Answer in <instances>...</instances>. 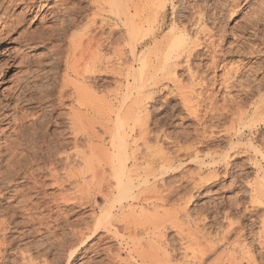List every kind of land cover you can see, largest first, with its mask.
Segmentation results:
<instances>
[{
	"label": "bare ground",
	"instance_id": "6f19581e",
	"mask_svg": "<svg viewBox=\"0 0 264 264\" xmlns=\"http://www.w3.org/2000/svg\"><path fill=\"white\" fill-rule=\"evenodd\" d=\"M130 1L132 0H94L98 7V15L87 20V29L85 28L84 32L75 31L71 35L69 32L79 26L81 19L82 8L79 4L76 5L77 1L75 5L73 4L75 9L71 6L75 11L74 14H77L76 17L68 18V22L64 21L63 23H67L63 27H60L63 24L60 26L56 24L60 28L56 27L57 30H54L53 23L52 25L49 23L52 18L56 19L59 13L54 6L55 0H0V59H4L0 62V87L9 82V74L13 70L30 67L35 65V62L45 61L46 64L41 65L48 69L51 67V70L61 66H65L66 70L62 83L58 84L56 78L58 71L55 69L57 76H54L52 83L43 84L45 95L42 97L29 95L34 90L32 83L36 81H29V76L26 79L24 75L26 80L23 79V82L18 84L17 90L9 92L6 99L0 100V178L9 176L11 182L20 177L27 181L33 179L41 189L49 185L45 182L47 179L54 180L51 183L62 189L66 184L75 185L74 188L79 192L77 198H80L81 202L76 198L72 200L78 201L82 207L90 206L94 216L87 214L74 224L72 231L74 239L65 237L63 239L62 236L59 242L56 240L58 248L62 250L66 247L71 248L65 264H74L78 249L85 248L102 231L105 235L103 238L99 236L100 239L93 243L91 250L94 254L87 255L89 257L83 264H203L206 256L220 251L218 246L222 241L228 240L226 238L229 233L235 232L240 238L245 237L247 230L241 229L240 225L233 227L231 224L228 233L224 231L225 234L221 235L222 238H219L218 242H216L218 238L214 240V237H197V235L196 239H189L190 236L183 228L185 224H182V216H189L188 204L194 196V189L205 182L206 178L208 180L213 176L217 178L219 167L224 166L225 174H229L233 159L239 156L248 155L249 160H254L256 164L260 163L259 160H264V142L253 136L255 135L253 129L264 124V65H257L258 69H256L248 61L238 64L235 62L229 64L227 61L228 58L241 56L246 52H243L245 47L239 44L240 35L238 36L240 39L234 36L233 42H227L229 34L226 29H222L220 23L228 18L226 13L228 6L231 7H229L231 15L235 16L243 11L245 0H225V3L221 4L223 6L228 4L227 9L224 7V11L216 14V18H212L214 11L209 13L207 5H200L198 0H193L196 12L193 11L195 13L191 14L192 19L187 18L188 21L184 19L189 9L183 3H188L190 0H145L154 6L148 7L146 13L139 15L140 17H137L139 21L133 20L129 15ZM177 1L180 4H177ZM246 1L244 4L252 3L251 0ZM152 3L157 4L152 5ZM20 7L21 11L16 14V10ZM108 7L111 14L117 12L115 15L118 19V12H123L125 28L122 32L118 31L120 26L116 27L120 22L113 23L109 18H100L101 11H106ZM169 7L173 8V19L168 26ZM67 8L69 9V6ZM257 10L258 12L254 11L251 17L248 15L250 19L246 26H257L264 7ZM62 11L60 10V13ZM132 15L134 16L133 13ZM98 18L102 19L100 25ZM129 18L134 22H130ZM37 21L41 25L39 29L31 30L30 24ZM166 27L169 29L163 34V38L159 37ZM117 31L119 35L116 34ZM69 34L71 36L68 37ZM60 36L61 39L64 37L65 40L68 39V51L65 50L66 54L63 55V51L58 50L52 62L49 52L45 55H42L43 53L37 55L32 50L26 51V48H21L33 47L38 42L45 51L47 44L56 43L54 40L60 39ZM201 36L203 38H200ZM150 45H152L150 48H145ZM255 48L252 46L251 52H256ZM137 64H139L138 69ZM183 65L189 78L192 79L188 86H184L177 76L178 70ZM47 71L41 72H44L42 77L46 80L49 72ZM101 71H106L109 76H114L120 82L117 87L120 89L113 90L115 92L113 98H98L97 74ZM41 73L38 74L40 77ZM54 73L53 75L56 74ZM257 75H261L258 82H256ZM244 77L245 81L242 80ZM121 83L126 84L124 86ZM232 91L237 93L233 94ZM162 93L169 96L168 99L164 97L167 101L174 95H179L181 99L179 103L197 123L196 132L200 136L198 145L193 140L188 144L181 142L184 134L166 132L162 126V118L153 120L154 115L147 105L156 103L159 98L156 95ZM128 99L132 102H128ZM36 101L41 104L51 102L48 105L50 109L45 110L44 113L34 111L35 106H32L30 111L23 110L25 105L28 106ZM42 106L40 110L43 109ZM225 119L230 123L229 126L223 127L224 133L229 136L228 149L224 153L220 151L219 153L217 150L212 151L213 148L203 154L201 151L203 144L209 137L212 138L211 134L214 135L215 130L212 126ZM151 124L154 126L152 127ZM245 139L249 140L248 143L240 144ZM191 161L199 164L200 171L197 172L199 177L191 175L177 183L165 181V176L179 167V164ZM204 166L209 170V175L206 177L201 175ZM261 168H258L255 181L249 184V201L247 203L237 201L234 203L236 207H244L247 210L264 205V168L263 170ZM5 181L7 182V179ZM23 186L22 188H25V185ZM17 188L19 189L14 192L16 196L25 197V199L22 197V210L20 205L17 207L20 208L23 216L22 220L17 221L20 213L7 205L9 210L7 212H11V216L7 220L0 221V234L3 232V237L0 236L2 237L0 262L3 264L7 263L5 255L8 248L15 245L17 240L16 237L7 240L8 234L13 232V227H31L18 231L19 237L22 238L41 233L42 229L48 231L49 235H55L60 229L65 228L59 225L67 220L61 218L62 216L67 218V214L64 216V209L55 211L56 209L53 208L59 203V199H55L57 196L52 199L54 202H50L53 206L46 205L44 204L46 196H43V200L40 197L42 201H38L35 199L39 193L38 196L37 193L34 196L28 193L30 191L25 193L26 189ZM6 193H0V205H2L1 200L7 198ZM63 193H59V198L61 194L64 198ZM12 196L14 197V194ZM63 198L60 201L64 202L60 203L65 204L66 200L71 199L69 196L68 199L66 196V199L62 200ZM172 199L178 202L173 203V209L172 206L167 208ZM100 200L105 202L104 207H101ZM43 209L48 210V213L45 210L46 214L42 215ZM57 212H61L62 216L60 214L61 217H54ZM89 217H93V224L88 220ZM171 228H176L180 236L179 248L167 237ZM260 229L259 238L264 239V225ZM108 240L117 241L119 247H116V250L108 245L105 247L104 244L109 242ZM178 250L184 252V259L182 258L180 263L176 260ZM17 251L20 252V246H17ZM87 251L88 248L85 249L84 254H87ZM102 254H105V258L99 259ZM249 256L251 264L255 261V257L251 254ZM215 257V261L211 264L223 263L220 262V254ZM236 258L229 261L230 264H241ZM35 260L30 257L29 262L24 264H35L39 261Z\"/></svg>",
	"mask_w": 264,
	"mask_h": 264
},
{
	"label": "rangeland",
	"instance_id": "374dc122",
	"mask_svg": "<svg viewBox=\"0 0 264 264\" xmlns=\"http://www.w3.org/2000/svg\"><path fill=\"white\" fill-rule=\"evenodd\" d=\"M55 1H56L55 5H54L55 9L56 10L58 9L57 11L59 13H60V10L61 11L64 10V11H62V13H60V14L58 13L57 16H56V19L52 18L54 22L51 19L49 24L53 23L54 27H52V26L51 27H52V29L54 28V30L55 29L57 30V28H58L56 26V24L58 26L63 24V25L60 26V27H63L68 22V20L71 17L72 18L76 17L77 14L76 13L74 14L75 6L73 7V4L75 5L76 1H77L76 5L79 4V6L82 8L81 9L82 11L80 13L81 14L80 18L83 21H81V19H80L79 20V26L74 27L73 29H71L72 31L74 30L73 33H72V31L69 32V33H71V35L74 34L75 31H76V33L84 32L87 29L86 28V25H87V22H88L87 20L92 19V18H94L95 16L98 15V13H97L98 12V7L96 6L97 4L94 2V0H55ZM79 1H81V2H79ZM140 1L141 0H136V1L132 0V1H130L128 3L129 15H131L133 17V20H138L139 21V18L137 19V17H140L139 15H142L143 12L146 13L149 10L150 7L154 6L153 4H155V5L157 4V3H152L153 6H151V2H146L145 0H142L141 2ZM179 1H177V4H180ZM192 1L193 0H190L188 3H183V5L186 4L188 6L187 9H189L185 13V16H186L185 19H184L185 21H188V19H192L193 15H191V14H194L196 12V9L194 7V4H195L194 2L195 1H193V2ZM198 1H199L200 5L203 4V6L207 5L206 8L209 7V9L207 8V10L210 11V12L208 11L209 13H212L214 11L212 13V16H214V17H212V18H216L217 15L219 14V12L224 11L225 8L227 9V6H228V4H227V6L226 5L223 6V4H221V3H225V0H219V2H218V0L217 1L216 0H213V1L212 0H204V1L203 0H198ZM245 1H244V3H245ZM251 1H252V3H246V4L243 3V5H245L244 8H243V11L241 13H238L235 16L231 15V12H230V9H229L230 6H228V9H227L228 11L226 10L228 18H227V20L225 18L226 21L223 20V22L220 23V26L222 25L221 26L222 29H226L227 33L229 34L228 41H227L228 43L233 42V40L235 39L234 36H236V38L240 39V37H238L240 35L241 39L239 41V44L242 45L243 48L245 47L243 49V52H246L245 54L242 53L241 56L238 55L236 57L227 59L229 64L231 62H232L231 64H235V63L238 64L240 62H247L248 61V62H250V64L255 66L256 69H258L257 68L258 66L264 65V58H263L264 57V50H263L264 49V14H263L264 11H262V13H261V15H262L261 17L262 18H260L257 26L255 25V27L254 26L253 27H248V26H246V24L249 21V19H250L251 15L253 14L254 11L258 12L257 9H259L260 7H264V0H262V1L261 0L260 1L251 0ZM190 2H192V3L190 4ZM136 4H138V5H136ZM212 4L222 5L223 9H222V6L221 7H217V6L214 5L215 6L214 7ZM58 5H60V6H58ZM141 5L143 6V9H142ZM186 5H184V6H186ZM56 6H58V7H56ZM63 6L64 7L66 6V7L63 8ZM68 6H69V9L67 8ZM21 7H23V6H21ZM21 7L16 10V14H18L21 11ZM106 9H107L106 11H103V12L101 11L102 14H101L100 18H103V19L104 18H106V19L109 18L111 20V22H113V23H115L116 21L120 22V24H117L116 27L120 26V28L118 27V31L120 30L119 32H122V30H124V28H125L124 27L125 16L123 15V12H121V13L118 12V16H119V19H118L117 15H115V13L117 14V12H114V14L113 13L111 14L110 11H109V7L106 8ZM65 10H66V12H65ZM190 10H191V13H190ZM67 11L69 13H67ZM140 11H141V13H139ZM193 11H195V12H193ZM71 12H73V13H71ZM132 13L134 14L135 18L132 15ZM69 14H71V15H69ZM172 15H173V8L169 7V9H168V20H167V25L168 26L172 22V19H173ZM230 15H231V17H230ZM189 16H190V18H189ZM129 19H131V18H129ZM180 19H183V18H180ZM133 20L131 19L129 21L132 22ZM64 21H67V22L63 23ZM101 21H102V19L98 18V24L99 25H100ZM122 22H123V24H122ZM135 22H137V21H135ZM39 24H40L39 21H37L35 23H31L30 24L31 30L35 31V30L39 29V26H41ZM223 24L225 26H223ZM84 25H85V27H84ZM209 25L211 26L212 24H209ZM168 29L169 28L166 27L165 30L161 33V35L159 37L163 38V34H165ZM118 31H117L116 34L119 35L120 33ZM71 35L69 34L68 37L71 36ZM14 36H17V35H14ZM159 37H158V39H160ZM59 38L60 39L54 40V41H56V43L52 42L53 43L52 44L50 42L49 44H47L48 48L46 46L45 51H44L43 47H40L38 45V42L35 43L37 46L34 44L33 47L31 46L32 48L31 47H26V46L25 47H21V48H26V51L32 50V51L36 52L37 55L38 54L41 55L42 53H43L42 55H45L46 52H49V53H51V59L52 60L51 59L50 60L52 62L56 58V56H57L56 53H58V50L60 52L63 51V55L66 54V51H68V46H69L68 39L66 38L67 40H65V37L64 38L62 37L63 39H61V36ZM200 38H203V36H201ZM243 40H244V43H243ZM57 43H60V44H57ZM14 46L16 48H19V46H17V45H14ZM151 46L152 45H150L148 47H145V48H150ZM252 46L256 47L255 49L257 51L259 49L261 51L259 50L260 52L259 51L258 52L257 51L256 52H251ZM61 49H63V50H61ZM34 52H32V53H34ZM0 53H1V51H0ZM107 54L110 55L108 51H107ZM0 60H1L0 62H3L4 59L1 58ZM204 61L206 62L207 60H204ZM44 62L45 61H43V63L42 62L41 63L40 62H35V65L33 64L34 66L32 65L30 67L21 68V69H18V70H13L9 74V77H10V78L8 77L10 79L9 82L7 84H5V85H2L0 87V100L6 99L9 92H11V91L13 92V90L16 91L17 87H19V85L23 82V79H24V81L26 79H28L27 76H29V81H32V82L36 81V82L32 83L33 84L32 88L34 90L29 94V95H31L33 97H42L43 95H45V93H44L45 86L44 85L52 83L54 78L57 76V73H58V76L56 77L57 78V82H58V84L62 83V80L65 77V72H66L65 66L64 67L61 66V68L57 67V68H54V70H51V67H49V69L47 67H43L44 66L43 64H46ZM233 62H235V63H233ZM138 67H139V64L136 65L137 69H138ZM55 69H56V71H58L57 73L55 72ZM30 70L32 71V73H31ZM41 70L45 71V72L47 71L48 72V78H50V79L47 78V80H46V78H43L42 76L44 75L43 74L44 72L41 73L42 72ZM202 70H204V69H202ZM40 73L42 74L41 77L39 76ZM53 73L55 75H53ZM177 74H178L177 75L178 79H180L181 83H183L184 86H188L191 83L192 79L189 78V74H188V72L186 70V67L184 65L180 68V70H178ZM24 75L27 77L26 79H25ZM110 76H109L108 73H106V71H101V73L97 74V85H96V87H97V91H98V94H99L98 98H101V99H104L102 97H105V99L108 98V97L109 98H113L114 97L113 94L115 93L113 90H116V89L119 90L120 89V88H117V87H119L120 82L117 81L114 76H112V75H110ZM36 77H38V78H36ZM42 78L45 79V80H43ZM253 78H251L252 81H253ZM256 78H257L256 82H258V80L261 78V75L256 77ZM244 79H245V77L242 80L245 81ZM59 80H61V81H59ZM117 82H119V83L117 84ZM121 84L124 85L126 83H121ZM196 88L198 89V87H196ZM20 91H21V89L18 91V93ZM263 92H264V90H263ZM165 93L156 95V97H159V98H157V102L156 103H152V104L150 103V104L147 105L149 107L150 112L154 115L152 117L153 120L155 121L158 118H162V120H163L162 126L164 127L166 132H168V133L170 132L172 134L173 133L174 134L179 133L180 135L184 134V135H182L181 142H183L185 144L186 143L188 144V143H191L192 140H193V142L198 145L200 136L198 135L199 133L196 132V129L198 128L197 127V123L195 122V120L192 117L189 116L188 113H186V109L183 108V106L179 103L181 101L179 95H174L171 99H169L167 101L164 97H166L168 99L169 96L166 95ZM232 93L236 94L237 92L236 91L235 92L232 91ZM130 99H132V98H130ZM130 99H128V102H130ZM163 99H165V100H163ZM36 102H34V103H32V104H30L28 106L25 105L23 110L24 111L25 110H29L30 111L31 110L30 108L32 106H35L34 109H33L34 111L38 110L39 113H44L48 109H50V108H48V105L51 104V102H44L43 104H41L40 102L39 103L38 102L36 103ZM131 102H132V100H131ZM67 103H69V101ZM41 106L43 108L42 110H40ZM229 124L230 123H229L228 119H225L221 123H215L214 126H212L213 127L212 129L215 130L214 133H213L214 135L211 134L212 138L209 137L207 139L208 143L205 142V144H203V146L201 148V151H203L202 152L203 154L211 151L213 148L214 149L212 151L217 150L218 152L220 151L221 153H224L225 150L228 149V144H229V138L228 137L229 136L224 133L223 127L229 126ZM151 125H152V127L154 126V124H151ZM53 128H55V127H53ZM253 130H254L253 134H255L253 136H256L259 139L260 142H264V132H263L264 131V124L263 125H259L257 128H254ZM200 132H201V130H200ZM248 141H249L248 139H245L243 141V143H240V144H247ZM221 148H223V149H221ZM259 162H258L259 164H256L254 160H249L248 155L239 156L238 158L233 159L232 170H231V172L229 174H225L224 166L221 167V168L219 167L218 168L219 170H218L217 178H216V176L212 177V175H211L212 178H210L209 180H208V178H206V180H204L205 182L201 183L202 185L199 184L198 187L194 189V194H193L194 196L191 199V202L188 204L189 205L188 206V214H189V216L188 217L182 216L183 219L182 220L180 219L183 222L182 224H185V225H183L184 226L183 228L185 229V232L188 234V236L191 237V238L189 237V239H196V235H197V237H199V236H201V237L202 236H204V237H212V238L214 237V240H216L218 238L216 240V242H218V240H220L219 238H222L224 231H225V233H228V227L229 228L232 227V226L233 227H237V225L239 227V225H240L241 229L244 228L245 230H247L246 234H245V237H240V238L238 237L239 235L237 236V233H235V232L229 233L227 238H226L228 240L224 239L225 241L224 242L222 241L221 245L218 246V247H220V248H218V250L220 249V251H218L219 253L217 252V253L209 254L210 256L209 255L206 256L204 261H203V264H211L212 262L215 261L214 260V258L216 259L215 256H219V254H220V257H221V260L220 259L219 260H220V262H223L222 264H230L229 261L234 260V258H236V257H237L236 259L241 261V264H250V262H249V257H250L249 255L250 254L255 257L254 258L255 261H253L251 264H264V241H263L264 239H260L259 238L260 237L259 235H261L260 234V232H261L260 228L262 227V225H264L263 224L264 223V205H261L260 207H257V208H248L247 209L248 211H247L244 207L238 208V207H236V204H234L237 201L246 202V203L249 201V197H250L249 196L250 195V185L249 184H252L255 181V179L257 178L256 176H257V174L259 172L258 168H261L262 165L263 166H262L261 169L263 170V168H264V160L261 159V160H259ZM207 165L210 166V164H207ZM199 168H200V166H199V164L197 162H193V161L184 162L182 164H179V167H177L175 170H173V172H171L168 175H166L165 176V178H166L165 181L166 182L169 181L168 183H171V182H176L177 183V182H182L183 180H185V178L187 179V177L189 178L191 175H193L195 177H199L198 173H197V172L200 171ZM205 169H207V168H205V166H204L202 168V170H201L202 177L203 176L206 177V176L209 175V170L207 169L208 170L207 171ZM59 170H61V169H59ZM61 172H63V171H61ZM237 176H238L239 179L237 178ZM4 177H6V178H4ZM8 177L7 176H3V178H0V181L3 179V181L0 182L2 184V186H0V188H1L0 189V193H6V191L9 192V193H6L7 194V198L1 200L2 201V205H0V221L7 220L11 216V212H9V213L7 212V210H8L7 209V205H8V207H12L13 210H17V213L21 212V210H22L21 207H22V204H23L22 200H23V198L25 199V197L23 195H17L18 197L16 196V194H15L16 190L19 189L17 187H21V189H26L25 193L30 191L28 193H30V194H32L34 196L36 195V193H37V196H38V193H39V196L35 199V200H38V201L40 200V197L43 200V196H46V198H45V200H46L45 202L46 203H44L46 205L47 204H52V206H53V203H50V202H54V200H52V199H54L55 196H57L55 199H57V198L59 199V203L60 202H64V201H60V199L63 198L62 194H61V197L59 198V196H60L59 193H63V192H65V193H63L64 194V198L62 200L66 199L65 196L67 197V199H68V196L71 197V199L69 198L68 200H66L67 202L65 201L66 202L65 204L64 203H60V206H59V203L58 204L54 203V205L57 204L56 206H53L54 210L56 209L55 211H58L59 209L62 208L61 210L63 211V209H64V211H63V212H65L64 216L67 214V218H66V216L64 218L62 216L61 212H57L56 213L57 215L54 214V217H61L62 216L61 218H63V220H66V219L68 220V221L67 220L63 221L59 225L60 227L63 226L65 228L60 229L58 232L55 233V235L54 234L49 235L50 233H48V231H45L44 229H42L41 233L40 232L39 233H35L33 236L22 238V237H19L20 236L19 232L21 230L28 229V228H31V227H27V226H25V227L24 226H20V227H17V228L13 227L12 228L13 232L11 234L10 233L8 234L9 237L7 236V240L12 239L13 237H16L17 240L15 241V245H12V246H10L8 248L7 254L5 253L6 254L5 255V260H7L6 264H11V263L12 264L13 263H15V264H24V262H29L30 257L33 260L34 259L39 260V261L35 260L37 262V264H45V262H46V264H49V263H51V264L52 263L53 264H65L66 263V258H67L68 254H69L68 252L71 250V248H67L66 247V248H64L62 250L60 247L58 248L57 244L62 239V236H63V239H64V237L68 238V239H74L73 236H72L73 235L72 231H73V228L75 226L74 224L76 222H78L81 217L86 216L87 214H93V212H91V210H92L91 207L90 206L89 207L88 206L82 207L80 205V203L78 204V201H75V200L73 201L72 200V199H75V198L78 199L77 195L79 194L77 189L74 188L75 187L74 184H73L74 186L72 184H69V185L66 184V187L64 189H62V188L52 184L54 180L52 181V179H47L45 182H47L46 184H49V185H47V187L45 189H41V187L39 185L35 184L36 180L32 179V180H28L27 181V180H25V178L20 177V178L15 179L13 182H11V178L10 177L8 178ZM5 179H7V182L5 181ZM18 181H19V183L21 182L20 186H18V184H19ZM33 181H34V185H33L34 188H32L33 187L32 186ZM38 182L41 183V181H39V179H38ZM8 183H10V184H8ZM27 184H28V186H26ZM23 185H25V188H22V187H24ZM71 186H73V187H71ZM30 188L32 190H30ZM39 189H40V191H39ZM13 190H15V191H13ZM34 191H36V192H34ZM76 191H77V193H75ZM11 192L14 194V197L12 196L13 194ZM73 193H75L76 195L73 194ZM42 200H40V201H42ZM69 200H70V202H69ZM173 200L174 199H172V201ZM175 200H177L176 197H175ZM175 200L173 202L171 201L170 202L171 204L169 203V206L167 208H171L173 203L178 202V201L175 202ZM79 201L81 202V200H79ZM231 203H233V204H231ZM18 205H20L19 207L21 208V210H20V208L19 209L17 208ZM100 205H101V207H104L106 204H105V202L103 200H100ZM13 206L16 209H14ZM173 206H172V209L174 208ZM45 210L46 209L42 210V215L48 213V210H46V211ZM60 214H61V216H60ZM22 216H23V214L20 213L19 217L17 218L18 220L17 219L16 220L17 221L22 220ZM93 216H94V214H93ZM89 218H88V220H90V223L93 224V217H89ZM69 222H71L70 223V227L68 226ZM72 222H74V223L72 224ZM195 223L196 224L200 223V224H197L198 225V227H197V225H195ZM64 224H65V226H64ZM231 224H232V226H230ZM233 224H235V225H233ZM225 229L227 230V232H226ZM2 233L0 234V236L3 237ZM192 233H196V234L193 235ZM104 235H105V233L102 231L101 233H99L97 235V237H95L93 239V241H90L89 244L87 246H85V248L80 247L78 249V251L76 252V255L77 254L78 255H77V257H76V259L74 261V264H83V262L89 256H92L94 254V252L91 250V248L93 249V246H92L93 243L97 242V240L100 239V237L103 238ZM10 236H11V238H10ZM192 236L194 238H192ZM2 237L0 239H2ZM167 237L170 240L172 239V241L175 243L177 248L180 247L181 240H180V236L177 233V229L176 228L169 229L168 233H167ZM107 239H109V238H107ZM31 241H33V242H31ZM108 241L109 242L105 243L106 245L104 244L105 247L108 245V246H110L112 248H115V250L119 247V246H117L118 245L117 241H115V240H113V241L108 240ZM38 245H39V247H38ZM17 246H20V252L17 251ZM244 246H246V247H244ZM87 248H88L87 254L86 253L84 254L85 249H87ZM59 249H60V251H59ZM247 249H249V250H247ZM5 250L6 249H4V251ZM4 251L2 250V252H4ZM181 251L178 250V255L176 257V260L178 261V263L182 262V260L184 259V252H183V250H181ZM22 252H24V254ZM243 252H245V254ZM216 254H218V255H216ZM87 255H89V256H87ZM32 256L36 257V258H33ZM38 256L39 257L41 256L40 257L41 259ZM83 256H85V258ZM26 257L27 258L29 257V259H27ZM43 257H45L49 261V263H47V260L46 261L43 260L44 259ZM61 258H63V259H61ZM101 258H105V254H102L99 257V259H101ZM53 259H55V261ZM97 259H98V257H97ZM36 262H35V264H36ZM0 264H3V263L0 262Z\"/></svg>",
	"mask_w": 264,
	"mask_h": 264
}]
</instances>
